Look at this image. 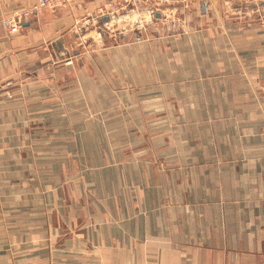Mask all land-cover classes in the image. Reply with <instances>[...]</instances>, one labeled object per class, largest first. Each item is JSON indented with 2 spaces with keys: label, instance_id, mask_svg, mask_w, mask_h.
I'll list each match as a JSON object with an SVG mask.
<instances>
[{
  "label": "crops",
  "instance_id": "0c3cea01",
  "mask_svg": "<svg viewBox=\"0 0 264 264\" xmlns=\"http://www.w3.org/2000/svg\"><path fill=\"white\" fill-rule=\"evenodd\" d=\"M36 1L0 0V19ZM159 3L149 0L141 6L159 11L144 20L159 27V49L148 44L142 64L122 68L116 56L109 74L111 89L119 90L125 80L141 95L143 105L158 98L154 112L143 110V120L168 122L159 149L168 146L173 154V171L167 175L159 170L155 177L149 161L137 159L135 164L132 157L130 170L143 173L127 181L133 202L125 232L137 233L139 245L159 248L150 252L160 255L159 264H264V22L250 16L253 6H245V0ZM239 12L243 15L234 18ZM57 15L44 10L13 34L0 20V75L5 78L0 87L12 88L19 80L22 89L30 90L28 97L16 98L18 104L0 98V104L7 105L0 110L1 139L11 126L18 129L13 138L20 136L21 122L28 120L24 105L30 106L25 110L32 121L48 101L39 97L43 87L38 68L51 57L54 41L62 38L65 13ZM100 79L84 77L95 89L101 87ZM67 104L65 99L67 113L57 118L69 120ZM146 128L154 130L156 125ZM77 152L82 150H66Z\"/></svg>",
  "mask_w": 264,
  "mask_h": 264
},
{
  "label": "rangeland",
  "instance_id": "374dc122",
  "mask_svg": "<svg viewBox=\"0 0 264 264\" xmlns=\"http://www.w3.org/2000/svg\"><path fill=\"white\" fill-rule=\"evenodd\" d=\"M108 1L82 0L74 8L57 11L58 17L65 13V20L60 19L62 38L51 41L55 50L51 57L46 54L48 61L38 68L43 87L39 97L48 99L40 105L43 113L31 121L25 110L30 106L24 105L28 120H22L20 136L13 138L11 133L18 129L11 126L5 140L0 137V264L160 263V255L150 253L159 248L139 245L137 233L125 232L126 212L129 201L133 202L127 181L134 173L133 180L143 173L130 170L132 157L135 164L137 159L149 161L154 177L159 170L167 175L173 171L172 148L159 149L161 135L170 126L143 120L148 107L154 112L152 105L158 98L147 99L143 105L141 95L125 80L119 90L111 89L109 82L116 56L120 68L138 65L148 44L159 47V27L144 21L158 10L141 4L120 10L115 18L84 25L87 13L97 14L94 8ZM244 5H252L250 16L264 22V0H245ZM237 15L234 18L243 14ZM67 20L69 25H64ZM129 53L133 55L128 57ZM120 71L126 75V68ZM98 75L103 80L99 89L84 80ZM4 79L0 75V82ZM15 83L9 89L0 87V98L15 99L18 104L16 98L30 95L29 89L21 88L24 82ZM65 99L69 120L56 117L67 113ZM29 103L24 99V104ZM6 106L0 104V110ZM53 109L55 113L49 112ZM149 124L156 128L147 130ZM70 148L82 152L67 154ZM139 187L136 184L133 190L137 193Z\"/></svg>",
  "mask_w": 264,
  "mask_h": 264
},
{
  "label": "built area",
  "instance_id": "2783aa9c",
  "mask_svg": "<svg viewBox=\"0 0 264 264\" xmlns=\"http://www.w3.org/2000/svg\"><path fill=\"white\" fill-rule=\"evenodd\" d=\"M81 0H37L27 10H20L11 13L1 20L7 28L9 34L16 33L20 30L23 24L41 14L44 10L57 12L63 8H74ZM148 0H110L106 3H101L94 8L98 11L97 14L87 13L84 19V25H88L91 20H104L103 18H115L119 11H125L127 7H136L137 5L144 4ZM94 2V0H92ZM88 11V8H85ZM91 17V18H90Z\"/></svg>",
  "mask_w": 264,
  "mask_h": 264
}]
</instances>
